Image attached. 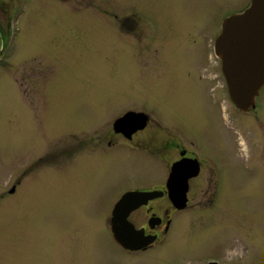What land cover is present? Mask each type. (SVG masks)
I'll return each instance as SVG.
<instances>
[{"label":"rangeland","instance_id":"1","mask_svg":"<svg viewBox=\"0 0 264 264\" xmlns=\"http://www.w3.org/2000/svg\"><path fill=\"white\" fill-rule=\"evenodd\" d=\"M250 3H0V264H161L222 254L264 264V88L256 111L239 110L214 55L222 21ZM141 106L168 122L160 136L143 135L161 161L99 143L124 111ZM178 128L223 172L217 224L195 208L162 255L128 261L112 238V206L125 190L153 184L176 148L191 147ZM202 190L194 200L201 207Z\"/></svg>","mask_w":264,"mask_h":264},{"label":"flooded vegetation","instance_id":"2","mask_svg":"<svg viewBox=\"0 0 264 264\" xmlns=\"http://www.w3.org/2000/svg\"><path fill=\"white\" fill-rule=\"evenodd\" d=\"M9 1L10 0H0V3L7 4ZM215 62H220V78L225 81L222 73L221 61L215 57ZM256 109L257 108L249 111L254 112ZM124 116H128L125 122L120 125L121 127H116V121ZM165 123L168 122L165 121L163 115L160 117L157 116L150 106H141L140 108L134 107L124 111V113L114 121L112 132L106 133L103 137H100V140H97H99V143L105 144L110 151H120L121 149L123 151L128 150L129 154L130 152L140 153L137 154L140 155V157L161 161L157 158H160V156L154 154L152 150L149 149L150 145L147 143V138L145 137L151 136L152 134L160 136L162 129L167 130V128H164ZM173 126L176 128V125ZM167 127L171 128L168 124ZM177 130L183 137H189L185 129L182 131L181 128H178ZM143 135L145 137H143ZM151 139H154V137H151ZM76 142H78L79 147L85 145V142L81 140H76ZM149 142H151V140ZM190 142L191 147L189 148L183 146L176 148L178 156L171 163L168 164V162L164 160L163 163L167 170H164L159 178H155L153 184L148 187L129 188L125 190L119 196L118 200L115 201V204H113L110 217L112 238L122 249L124 257L128 261L130 258L133 260L145 258L149 254L162 255L163 252L161 251H164L171 242L180 238L179 234L182 232V229L186 227L189 218H193L192 215L195 208L199 211L202 209L207 213V219L211 222L210 225L214 226L217 224L212 221V217H218V210L224 204L225 193L222 188L223 172L220 171L219 165L213 162L214 160L201 157L197 148H194L195 142L193 138H190ZM77 159L83 158L78 156ZM177 164L181 166V171L176 173L179 174L181 180L180 178H176L175 180L172 178L173 169ZM202 185L206 190L204 191L203 198L205 203L201 207L199 202L194 203V200L200 195V192L203 191L202 189L204 188H201ZM126 194H148L145 197L146 200L141 199L143 202L140 203L142 204L132 210L126 219L129 226L132 227L133 232L128 227L126 231L127 237L125 238L131 243L130 245L135 248H125L120 245L115 240L112 232L113 211ZM175 196H181L182 200L184 197L186 204L184 206H182V203L176 204L175 199L177 198H175ZM131 202L135 205L137 203V197L131 198ZM193 229L195 228L191 227L192 235ZM223 232L224 230L218 231L221 237L223 236ZM234 239L237 240L235 236ZM161 264H241V259L235 256L227 258L222 254L220 256H208L203 259L189 262L179 257H172L162 260Z\"/></svg>","mask_w":264,"mask_h":264},{"label":"water","instance_id":"3","mask_svg":"<svg viewBox=\"0 0 264 264\" xmlns=\"http://www.w3.org/2000/svg\"><path fill=\"white\" fill-rule=\"evenodd\" d=\"M214 50L221 60L222 73L231 101L241 111L252 110L264 87V0H251L245 11L224 19ZM128 116L117 120L115 126L122 125ZM173 170L172 178H180L179 174H176L181 171L180 164L175 165ZM14 192L15 189L10 191ZM146 195L148 194H126L113 211L112 232L115 240L125 248H135L125 238L128 227L133 232L126 220L127 216L142 204V200H146ZM134 197H137L135 205L131 202ZM175 198L176 204H186L184 197L183 200L181 196Z\"/></svg>","mask_w":264,"mask_h":264}]
</instances>
